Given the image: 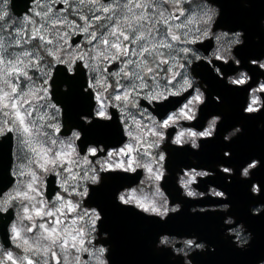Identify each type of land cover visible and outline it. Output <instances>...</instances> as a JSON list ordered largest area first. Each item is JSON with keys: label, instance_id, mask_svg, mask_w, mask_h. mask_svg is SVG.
<instances>
[{"label": "flooded vegetation", "instance_id": "1", "mask_svg": "<svg viewBox=\"0 0 264 264\" xmlns=\"http://www.w3.org/2000/svg\"><path fill=\"white\" fill-rule=\"evenodd\" d=\"M0 2H2V0ZM34 3H35V0L32 1V5L29 8V12H26L25 14L30 13V11L32 10L34 6ZM61 4H62V7L57 8L55 4H54V7L56 9H63L67 7L63 3ZM216 4L220 7V5L218 4V1L216 2H213L210 0L202 1L203 6H207L210 8V12H211L210 16H213V20L215 19L214 14L216 11ZM169 6L170 5L167 4L166 9H168ZM245 6L248 9L247 12L251 11V9H256V8L264 12V0H261L260 3H258L257 1L255 2V0H251V2H249ZM183 10L185 14L188 13L187 9L183 8ZM171 11H173V9H171ZM249 13L251 14V12ZM248 20L252 23L253 27L247 28L249 33H247V35L245 33V37H244L245 43L243 47H237L235 49L236 46L232 44V41L234 39V34L232 31H230V30L234 31V30L243 29V28H228V27L216 28V25L214 22L212 23L211 28L208 30V34L206 36H203L202 40H198L195 45H192L193 50L196 51L197 54H199L202 57L201 63H205V64H197L193 68V73L195 76L200 77L202 82H205L208 85V88L206 89L208 100H207V103L201 109L200 118L197 121V126L202 127L205 123V127H207L206 119L208 117H209L208 119H210L211 118L210 116L213 114L221 115L223 119L218 126L216 138L214 140L202 141L201 142L202 147L199 152H194L188 147L177 148V147L172 146L170 143H166L164 145L165 150L168 152L167 168L169 172L171 173L170 176H172L173 178H169V179L167 178V180L165 181V185H161V189L162 191H164L165 195H167V192H168V194L172 198L173 203L178 202V201L181 202L184 205L183 209L185 212L184 213V233L183 235L172 233L171 231L161 233L163 236L168 237L169 243L167 246L169 248H182L184 246L185 240L192 238L186 235H196L202 240H206L207 242L209 241L208 243L210 245L215 246V252L207 251L203 253L201 252L194 253L191 257V259L193 260V264H219V262L221 264H257V261L260 260L259 256H256L257 259L254 257L255 255L250 252V249L249 250L248 249L246 250L238 249L235 246V244L231 242V240L232 238L234 240L236 239V232H239L242 237L247 236V232L244 230L243 225L239 222L243 221L246 226V229L250 231V229H252L251 226L256 222H254L253 215H251L249 209L251 206H254L258 203H264L263 200H262L263 202L257 201L255 196L251 194L250 186H251L252 181L241 180L239 178L240 167L246 161H249L253 157L259 158L257 156L258 154L260 157L261 155H264V142H262L264 129L258 127V124L264 123V114L258 117V120H256V123L250 122L248 124L246 122V116L243 114L240 116V113H239L237 124H235L233 121V118L235 116L233 111H237L238 108H241L243 106L244 93L240 92L239 95H235L234 92H232L229 88H227L228 86L225 84L223 80L218 79L216 76L212 74L211 69L208 68V66L206 65L207 58L211 57L213 60V63H215L216 62L215 55L213 54L219 55L220 53L227 52V51H231L233 54L234 52H236V54L242 59L244 67L249 66L248 65L249 58L257 59L259 62V58L261 56H264V24L260 23V27L256 29L254 28L255 26H254L253 18H249ZM262 20H264V17ZM87 45H89L88 42H87ZM224 59H228V57L224 56L221 59V63H223ZM77 62H78V59L76 60V63L71 73L75 72V66ZM229 62L231 63L232 61H229ZM60 64H64V63H60ZM82 64L84 66V61H82ZM120 66L121 65L119 61L106 65L107 68L111 67L109 72H116L117 70H119ZM66 67L69 71V67L67 65ZM84 68L86 69L85 66ZM251 68L258 71V69L254 67H251ZM207 70H210L211 74L206 73ZM234 70L235 69L232 67L231 64H229L228 67L224 69L225 74L231 71H234ZM189 71L191 70L189 69ZM260 74L264 75V73H260ZM230 75L233 77V79H236L239 76V72L238 71L233 72V73H230ZM248 75H250V73ZM53 76L54 74L52 73V78ZM86 76H87L86 85L88 86L90 82H94L95 78L93 76V73L90 74L89 72H87V69H86ZM239 78L247 80L246 76L239 77ZM160 83L161 85H164V84H168L169 82L167 80H161ZM124 84L128 85L129 81H125ZM171 85H172L171 91L179 92L180 97H182L183 100L181 104H179L180 101L178 99H172L167 103L158 105L156 111L160 116H163L164 113L169 108H172L178 104L175 108L171 109L164 118L157 116V114L153 111L152 104H154L155 101H153L150 104L149 101L144 98L145 93L149 91V89L140 90L139 94L134 97L136 101V107H133L132 104L130 103L125 106L123 101H114L112 99V96L115 94V92L113 91L112 88L108 92H102V99L104 101V106H105V111H106V115L102 117L98 114L101 108V103L100 101H97L95 99L96 95L99 94L98 90H102V89L101 88H88V90L93 92L94 99L96 100V103L93 107V113L91 115H79V114L73 113L68 116L70 122L71 123L73 122L74 124H84L82 122L84 120H92L93 117H95V119L97 120H105L106 117L113 116V114H114V117L117 118V120L114 119L112 123L104 124V129H103L104 137L103 139H101L100 143H90L83 148L79 145V140L83 137L82 134H81L80 139H75V138L72 139L74 149H75L74 157H76L77 161L81 163L85 162L84 168L77 169L76 170L77 173L79 175H84L85 169H89L88 175H91L90 169L94 168L97 171H99L101 164H103L105 168L111 171L112 169H115L118 164L122 163L123 166L120 167V170H122L124 167H127L129 159H132L133 161H135L137 153L144 149H147L148 144L145 141L147 140L148 142H151L153 139L151 132H149V128L151 126L149 118L153 117L157 121L166 119L167 115H171L174 112H179L183 108V105L187 104V102L191 100L193 96L196 95V92L194 91L193 88L187 87L186 85L183 84L181 75L176 76V79L171 81ZM46 86L47 87L52 86L51 80H48V83ZM51 88L52 87H49L50 101L56 106V108L60 109V115L58 117V121H59L61 128L59 131V135L65 139L71 138L73 137L72 136L73 131L79 132L80 129L75 126L74 128H72L70 125L71 123H69L70 126L67 127V130H66L65 124H64L63 108L53 100L51 96ZM116 91H119V89L116 88ZM248 93H249V96H248L249 104L252 103L253 99L256 100V106L264 104V77L259 78L257 82L251 88L248 89ZM214 94L219 95L221 97V103H217L215 100H213ZM209 95H212V98H209ZM132 97L133 96H130L129 99L130 100L133 99ZM171 98L172 97L169 96V99ZM121 107L125 108V111L123 113L120 111ZM184 111H187V110L184 109ZM192 111L195 112V111H198V109L195 106H193ZM121 120L122 122L120 123V127H119L118 121H121ZM134 121H139L141 126L138 128L137 125L134 123ZM169 125L170 127L169 129L166 130V132L172 131L174 135H179L182 132H203L204 131L203 128L194 127L193 122L189 121L187 118H185V116L174 117V122H170ZM236 125H241L242 127H244V129H248L247 133H250V134L256 133L258 142L255 144L254 143L255 139L253 138H252L253 143H250L247 138L242 139L244 135L246 134V133H243L245 132L243 130V132L239 134L236 138H234L231 141V143H225L223 141V135L228 130L235 127ZM250 127H256L258 129V133L249 131ZM63 129L69 133L67 135L62 134ZM128 132H131L132 135L129 136L127 134ZM170 135L171 133H169V136ZM137 137H139V140H137ZM255 137L256 136H254V138ZM88 142H92V141H90L89 139L87 143ZM113 143L115 145H112ZM128 146H131L132 148L131 152L127 151ZM101 147H103L104 149L103 152L100 151ZM93 148L96 149V152L94 154L90 151V149H93ZM82 149L84 151H82ZM121 150H124L123 154H121ZM225 150L231 151L232 158L230 160L226 159L223 156V152ZM110 152L119 153V155H114L110 157L109 156ZM153 155H155L154 150H153ZM193 157L197 161L195 164H193V160H192ZM220 163L226 164L224 165V167H229L230 172L233 171L231 167L235 168L236 175L232 177L231 184L226 183V180H225V175H228V174L224 175L220 173L219 170L217 169V165ZM109 165L111 166L109 167ZM134 166L135 164H133V167ZM181 166L198 167L194 169L188 168L185 171H181L180 173H178L176 183L177 184L181 183V181L184 180V177L187 174L188 178L192 179L193 181L192 184L190 185L191 190L198 193L195 199H199V200L192 201V200H185L181 198L180 189L175 184V172L178 171ZM207 169L215 171L216 175L214 177H210L204 180H200L199 176H195V173L206 171ZM241 172H242V169H241ZM128 174L129 175L135 174L137 177H126L122 175H105L104 176V180L102 184L106 192V197L108 199L107 212L111 215V218L113 220H119L123 218L124 216L131 218V217H134L135 214L139 215L133 209L122 208L118 204H116L115 208H111V206L115 205L116 203L114 201V193L118 190L120 186H122L124 183H131V184L124 185V187L128 189H137L138 187H144V185L141 184V181L146 179L150 175L147 169H137L136 173H128ZM263 175H264V170L258 169L253 173V180L259 181V179ZM60 178L61 177H57L53 173H49L48 175L45 176L44 197L49 202V204L55 201L54 198L59 194L61 190ZM48 182H50L52 186L55 188L54 194L52 195L51 198H49L46 194ZM80 184L85 185L89 188H91L92 186L90 182L86 180H82ZM197 184L199 188H197ZM209 184H212V186L209 187L207 190V186ZM260 185H261V189L263 190L264 188L262 187V183H260ZM163 186L165 189L163 188ZM95 188L96 187L92 188V192ZM213 189H215L216 191H222V190H224L225 192L228 191L227 192L228 200L222 201L220 200L222 199V197H216V196H213V198L209 197L207 199H200L202 196L212 195ZM144 194H147V196H150L153 199L156 198L155 203H157L159 200V198L154 197L151 192H148L147 189H145ZM143 195L141 194L140 191H137V198ZM77 200L80 206L81 207L83 206V208L92 210V208L94 207V205H89L90 201L88 202V204H86V200H82L80 197H78ZM113 201L115 203H113ZM225 202L231 204L230 212H228L227 214L223 212H219V211L213 212L214 213L213 220L215 221L212 220V223H210L208 226L203 225L201 221V218H202L201 213H196L195 215L189 212V207L192 205H194V207H197V209L199 208L219 209L220 205H218V203H225ZM169 203L171 206L170 198H169ZM150 204L151 203H149L148 205L150 206ZM209 204H214V205H209ZM78 210H80L79 207H78ZM225 215H229V216H225ZM230 215L234 216L237 222L235 221L234 217H231ZM223 219H225V221H228L230 219L233 220V223L229 224L228 227L225 228V231L233 230L232 238L231 237L225 238L224 236ZM247 220H250V221H247ZM77 222L80 224L79 220H77ZM256 228H258V230H256ZM202 229L204 230L205 235L200 233ZM254 229L255 231L262 230L260 226L255 225V224L253 226V230ZM252 234L254 237V233ZM204 237H207L208 239ZM85 245L90 247L91 249H95L94 247L96 246H98V248L102 247L101 245H98V244L97 245L88 244L87 240H85ZM248 247H250V245ZM12 251L16 252L17 254L21 252V250L16 248L15 244L13 243L7 249V252H12ZM163 251L164 250H162V253ZM167 252H170V251L167 250ZM197 254H204V256L202 259H198L196 258ZM104 257H105V260L107 261V264H109L107 253H104ZM81 258L86 261L89 260L87 253L82 254ZM29 259H32L31 256L29 257ZM165 259L166 258L164 257H159L157 259H149L148 262L149 264H152L154 261H163ZM169 261L174 262V260L172 259V255H170V259L167 260L168 264H169ZM7 264H15V263L14 261L9 260ZM25 264H27V261L25 262Z\"/></svg>", "mask_w": 264, "mask_h": 264}, {"label": "clouds", "instance_id": "2", "mask_svg": "<svg viewBox=\"0 0 264 264\" xmlns=\"http://www.w3.org/2000/svg\"><path fill=\"white\" fill-rule=\"evenodd\" d=\"M146 3H148L150 6L156 7L152 4V0H145ZM185 2V0H165V3H168L172 6H174L175 3H179L180 6ZM241 2L245 3L247 5L251 0H241ZM156 10H160L158 7H156ZM221 9L216 4V11H215V19L213 20V16L207 15V13L203 14L199 18V25L198 28H193L190 26V24L187 21H183V23L186 25V27L181 28L180 34L182 37V42H175V49L173 50L172 54L173 56L177 57V63L183 65V67H179L177 69H182L183 72L180 73L182 77V82L184 84V81H187L188 84L187 87H191L196 92V95L192 97L191 100L187 102V104L183 105V108L179 112H174L171 115H167L166 119H162L160 121H157L155 118L150 117V128L154 129L157 135H152L153 139L151 142L145 141L148 144L147 149H144L137 153V156L135 158V161L132 159V164L129 166L127 164V167H124L122 170H120V167H117L115 169H112L109 171V169L105 168L103 164L100 165L99 171L96 169H90L91 175H85L83 177L84 180L89 181L92 185L91 188L80 185L81 190L74 189V193L76 196L80 197L82 200H88L92 193L93 187H99L104 180L105 175H122L126 177H137L135 174L129 175L128 173H136L137 169H147V171L150 173L149 177L141 181V184L144 185V187H138L137 189H128L125 188L124 185L131 184V183H124L122 186L118 188V190L115 192V202L122 208H131L136 213H139L140 215L149 218V219H158L160 223H167L170 216H173L175 214L180 213L183 210L184 205L181 202H172V198L167 192V195H165L164 191L161 189V185H164L167 178L171 175L167 168V162H168V152L165 150L164 145L166 143H170L172 146L177 148H185L188 147L194 152H199L202 147V141L207 140H214L216 138V133L218 131V126L221 123L223 117L221 115L213 114L211 115L210 119L207 120V127H205V123L202 127L197 126V121L200 118V112L202 107L207 103L208 96L206 89L208 88L207 83L202 82L200 77H197L193 73V68L197 64H205L201 63L202 57L197 54L196 51L193 50L192 47H189V45H195L198 40H202L203 36H206L208 34V30L211 28L212 23L214 22L216 25V22L220 16ZM261 24H264V20L261 21ZM234 34V39L232 41V44L235 45V49L237 47H243L245 43V32L243 29H237V30H230ZM187 48L188 51L185 52L183 49ZM215 55V63H213V60L211 57L207 58L206 65L208 68L211 69L212 74L216 76L218 79L223 80L225 84L229 87H232L240 92L244 93V101H243V107H242V114L245 116H256L261 113L262 110H264V104H261L259 106H256V104H249L248 101V89L252 87L253 84L257 82V80L261 77H264V75H256L255 82L253 81V74L249 71L248 68L243 66L242 59L234 52V54L231 51L220 53L219 55ZM227 56L228 59H224L223 63H221V59ZM54 63L52 67H55V63H57L53 59ZM229 61H232L231 63ZM183 62V63H182ZM95 63V61H93ZM231 64L232 67L235 69L234 71H231L227 74H225L224 69ZM248 65L250 67H254L258 69V73H264V56H261L259 58V62L257 59L249 58L248 59ZM91 70L92 68L89 67ZM189 69L191 71H189ZM42 72H44V69H40ZM239 72V76L236 79H233V77L230 75V73L233 72ZM71 67H69V73H71ZM46 73V79L45 81L48 83V80H54L52 79V70L49 69ZM250 73V75H248ZM68 77H75L77 73H72L71 76L68 73H65ZM247 77V80L240 79L239 77ZM97 78H99V74L97 75ZM165 80L164 77H161L157 82L156 87L150 86L145 93L144 98L149 101L151 104L153 101H155L154 104H152L153 111L157 114V116L164 118L166 114L173 108H175L177 105H175L172 108H169L163 116H160L156 109L158 105H162L164 103L169 102L172 99H178L180 101L179 104L182 103L183 98L180 97L179 92L171 91L172 85L171 83L161 85L160 81ZM237 80H243V83H235ZM11 83V77H9L6 73L0 72V92L8 91ZM241 85V87H235V85ZM53 87V83L52 86ZM48 87V92H49ZM54 88V87H53ZM88 88H90V83L87 87H83V92L85 94H89ZM202 89V90H201ZM246 90V91H245ZM61 91L67 92L68 91V84L61 85ZM91 95V94H90ZM197 95L200 96L199 101H195L194 97ZM136 95L134 94L133 97ZM169 96L172 98L169 99ZM49 97V95H48ZM180 97V98H178ZM213 100H215L217 103H221V97L219 95H213ZM132 104L133 107H136V101L135 99H129L128 101L124 102L125 106L127 104ZM51 106H55L54 104H49ZM185 105H188V111H190L192 115V119H188L189 121L193 122V126L196 128H203V132H195L197 133L196 136L189 135L190 132H182L183 136L174 135L172 131H167L169 129L170 125L168 127H163L164 121L168 120L170 117H183L184 115L182 112L185 109ZM252 106L255 110L254 111H248L249 106ZM193 106H195L198 111L193 112ZM56 107V106H55ZM52 108V107H51ZM120 111L123 113L125 111L124 107L120 108ZM2 112V110H0ZM57 115H60V109L56 108ZM116 119L113 116H108L105 118V120H97L95 117H93L92 120H84L82 121L85 126L92 125L94 122H98L100 124H110L113 122V120ZM6 120V119H4ZM3 122H0V128L4 129V131L0 132V142H2L6 137V133L8 132L7 129L10 127L8 124H5ZM117 120V119H116ZM121 121H118L119 127ZM174 122V121H173ZM259 128L264 129V123L258 124ZM74 128V127H72ZM79 128V127H78ZM80 129V128H79ZM18 132V131H16ZM243 132V127L241 125H236L235 127L228 130L223 135V141L225 143H231V141L236 138L239 134ZM22 136L24 135L22 132ZM55 131L51 134L47 132H42L39 134L37 138V142H48L50 145H54L55 141L52 140V136L55 135ZM128 132L127 134L129 136L131 135ZM169 133L171 135L169 136ZM200 133H209L207 135H200ZM81 134L84 136L83 131L80 129L79 132L73 131L72 136L75 139H80ZM180 136V141L177 142V137ZM82 140V139H81ZM20 144H24L25 141L23 138H20L19 140ZM90 143H96V142H88L86 145ZM150 145V146H149ZM34 148V147H33ZM33 148H31V151L34 155L28 157V166L30 170V176L31 179L29 181L21 180L17 185V194L15 197L16 203L13 204L11 199L5 200L2 204H0V213L3 215L0 216V225L4 224L5 219L7 218L6 227L4 229L3 239L5 242V234L7 235V242L9 238L11 237L12 243L15 244V246L21 250L19 254H17V264H25V262L29 259L31 256L34 264H89V261L95 260L97 252L100 254L107 253V258L109 259L110 254V245L103 243V241L109 240L110 234L107 231L101 232L100 224L103 220V213L101 212L100 208L98 206H95L92 208L91 212L85 211L83 213L84 217H87V226L84 225L80 226V229L84 232V240H87L88 244H98L101 245L98 250H93L91 248L85 247V243L81 246H78L77 248L68 247L67 249L62 247L61 239L52 240L48 233L45 231L44 228L41 227V225H45L47 227L56 226L55 225V219L57 213L60 212V210L64 207L65 202L61 200V197L57 195L54 199L55 201L59 202L57 207L49 208V202L43 197V189L45 187L44 181L45 176L49 173L55 174L57 177H61L63 174L58 172L57 169L61 166L60 161L56 159V153L49 158V153L53 151L52 147L49 146L48 148H45L41 146L39 149L35 148V151H33ZM103 147L100 148V151L103 152ZM153 150L155 151V155H153ZM42 151L47 152V157L49 158V161L55 160V163H45V160L40 153ZM111 154V155H110ZM119 155V153L110 152L109 156ZM223 156L226 159L232 158V153L230 150H225L223 152ZM19 158V157H18ZM193 164H195L197 161L193 157ZM251 161V162H249ZM249 161H246L241 167L239 171V178L241 180H250L251 186H250V192L253 196L259 197L261 195V185L258 180H253V173L260 169L261 167H264V164H262V161L259 158L253 157ZM133 164L135 166L133 167ZM31 165H35L36 169L32 170ZM43 165V166H42ZM224 163H220L217 165V169L222 174H228L225 175L226 183L231 184L232 183V177L236 175V170L234 167H231L233 171H229V167H224ZM246 165V166H245ZM20 167H24V165H20ZM188 168H198L194 166H188L184 167L181 166L178 171L175 172V184L180 189V196L182 199L185 200H199L195 199L197 197L198 193L191 190L190 185L192 184V179L188 178V175L186 174L184 177V180L181 181V183L177 184L176 179L178 173L181 171H185ZM201 168V167H200ZM206 169V168H205ZM242 169V172H241ZM227 170V171H226ZM19 175V173H17ZM216 175L215 171L207 169L206 171L197 172L195 173V176H199L200 180L208 179L210 177H214ZM11 179L12 176L10 175ZM159 177V178H157ZM29 185H32L31 188H29ZM37 186L39 190H37ZM61 187H64V184H60ZM212 184H209L207 186V190L209 187H211ZM123 188V190H122ZM164 188V186H163ZM197 188L198 184H197ZM218 188V187H216ZM55 189V188H54ZM145 189H147L148 192H151L154 197L159 198L157 203H151L150 206H147V210L144 207H141L140 204H144L141 202L140 199H137V191H140L143 195L145 193ZM165 189V188H164ZM220 189V188H219ZM65 191H68L67 188H64ZM206 190V191H207ZM19 193V195H18ZM219 193L220 195H217ZM213 196L216 197H222V201L228 200V193L224 190L222 191H216L213 189L212 195L209 196H202L200 199H207V198H213ZM169 198L171 201V206L169 203ZM145 199H150L148 196H145ZM198 205V204H197ZM214 205V204H209ZM220 205V208H199L194 207V205L189 207V212L191 214L196 213H206V212H223L228 213L231 210V204L230 203H218ZM15 211V219H13V212L10 211V209H13ZM37 209H43L41 215H36ZM155 209V211L153 210ZM27 210V211H26ZM251 215L253 216H259L261 213H264V203H258L254 206H251L249 209ZM9 212H11V218L9 219ZM49 213H52V215H49ZM229 216V215H225ZM231 217H234L230 215ZM36 217H40V222L36 221ZM44 218H48L49 224H46L44 222ZM95 220V223H92V220ZM235 221L237 222L236 218L234 217ZM27 220L30 223L24 224V221ZM11 221V223H10ZM233 223V220L225 221L223 219V232L225 238L231 237L232 238V231H225V228L228 227L229 224ZM243 225L244 230L247 232L246 237H242L239 232H236V239L234 240L232 238L231 242L235 244V246L238 249L245 250L250 245L251 241L253 240V234L252 232L248 231L246 229V226L243 221L239 222ZM23 225V227L19 228L20 236L17 237L14 229L18 230V226ZM59 228L63 230L65 226L61 223ZM192 237L191 239H187L184 242V246L182 248H169L167 245L169 243L168 237L163 236L162 234H159L158 239L156 241V248L157 249H164L169 250L172 254V259L176 260L177 258H180L182 260V264H193V260L191 259L192 255L197 252H207L212 251L215 252V246L210 245L206 240L200 239L196 235H186ZM25 241L28 243L25 244ZM199 241V242H197ZM47 249V251H45ZM74 250V252H73ZM11 253L8 252L7 255ZM55 253V256L52 254ZM87 253L89 260H83L82 254ZM5 255V252L0 246V264H7V261L3 259ZM13 255V253H11ZM190 257V259H189ZM104 264H107V261L104 262ZM257 264H264V259L257 261Z\"/></svg>", "mask_w": 264, "mask_h": 264}, {"label": "snow or ice", "instance_id": "3", "mask_svg": "<svg viewBox=\"0 0 264 264\" xmlns=\"http://www.w3.org/2000/svg\"><path fill=\"white\" fill-rule=\"evenodd\" d=\"M164 2L165 0H152V4L160 9L156 10V7L150 6L145 0H124V2L110 0L107 4L103 0H50L49 4L44 5L42 12L35 13L41 17L43 23L37 26L34 20L24 17L23 25L16 29L14 34H10L7 42L4 37L0 36V72L6 73L11 78L15 77L16 81H19L20 78L31 80L28 69H41V62L44 60V56L41 55V51H43L57 63H68L69 67L77 59L84 61L87 67L92 68V71L100 73L99 78L96 77L94 82H90V88H101L103 92H108L112 88L115 92L112 96L114 101L126 102L130 96L138 95L140 90L148 89L150 87L149 79L153 82L152 87L157 86L156 82L161 77L171 83L177 75H180L175 69L183 67L177 63V57L173 56L172 52L175 49V42L183 43L179 30L186 25L183 22L176 23L184 15L180 4L175 3L173 11L166 14L160 7ZM2 3L7 4V0H2ZM56 3H63L67 7L54 11L52 5ZM73 4H76L77 7L73 8ZM37 6H40L39 0ZM83 8H87L92 14L90 16L82 14ZM69 10L84 22L83 26L68 19L65 13ZM5 16H7V12L0 11V20H3ZM27 25H32V27L26 30ZM62 29H73L86 33L88 44L91 46L90 51H84L80 49L79 45H76L69 54V58L63 59L61 52L65 47H71L68 40L70 35L75 32L69 33ZM99 29H104V31H99ZM34 41L38 43L33 44ZM15 49H19V51ZM183 51L187 52L188 49L185 48ZM90 60L95 63H88ZM117 61L121 65L119 70L109 72L106 65ZM102 65L103 67H101ZM108 77L115 78V85L108 83ZM121 79L129 81V84L121 83ZM243 82V80L235 81V83ZM187 84L188 82L184 81V85ZM46 85V81L39 86L33 84L25 91L19 83L13 82L11 79L9 90L0 92V110L5 117L11 119L12 124V127H9L7 131L22 132L29 138L26 141L29 146H31V138L34 135L39 136L43 128H51L55 132L60 130L57 124L46 123L47 113L40 114L42 107L40 102L46 100L49 95ZM116 88L119 91H116ZM95 99L101 101L102 95L97 94ZM194 100L199 101L200 96L197 95ZM252 104H256L255 99ZM48 107L55 108L51 105ZM185 109L187 111H183L182 114L185 118L192 119L188 105H185ZM254 110L250 105L248 111ZM98 114L102 117L106 115L103 103ZM173 121L174 117H170L164 121L163 127H168ZM4 123L8 124L9 121L6 119ZM134 123L138 128L141 126L139 121H134ZM2 131L4 129L0 128V132ZM149 132L152 135H157L154 129H149ZM129 134L131 135V132ZM207 134L209 133H200V135ZM189 135L196 136L197 133L190 132ZM180 136H183V133ZM180 136L177 137V142L180 141ZM90 151L94 154L96 149L93 148ZM127 151H132L131 146L127 147ZM123 152L124 150H121V154ZM40 155L43 156L45 163L56 162L55 160L49 161L46 151H42ZM55 155L56 159L62 162L66 153L57 152ZM128 164L131 166V159L128 160ZM122 166V163L117 165V167ZM31 187L32 185H29V188ZM217 195L220 194L217 193ZM140 206L147 210L146 205L141 203ZM64 207L68 211H74L76 206L65 202ZM153 210L155 211V209ZM41 214L42 212L37 209L36 215ZM79 219H83V216ZM91 222L95 223V220L93 219ZM71 223L74 226L77 224V220L73 219ZM60 224L61 220L57 219L55 225ZM41 227L45 229L52 240L61 239L62 247L66 249L68 247L77 248L85 243L84 232L80 228L65 227L61 230L56 226L41 225ZM13 231L17 237L20 236L18 230L14 229ZM27 243L25 241V244ZM52 255L55 256V253ZM8 258L12 259L11 253L8 254ZM27 264H34V262L32 259H28Z\"/></svg>", "mask_w": 264, "mask_h": 264}, {"label": "water", "instance_id": "4", "mask_svg": "<svg viewBox=\"0 0 264 264\" xmlns=\"http://www.w3.org/2000/svg\"><path fill=\"white\" fill-rule=\"evenodd\" d=\"M32 1L33 0H11L10 3L11 10L18 17H22L25 12H29V8L32 5ZM210 1L213 2L218 1V4L220 5L221 8V15L217 20L216 28L218 27L243 28L247 35V33H249L247 28L253 27L252 23L248 20L249 18H253L254 26H255L254 28L258 29L260 27V23L264 17V12L261 11L260 9L258 8L251 9V11H249L251 12L250 14L249 12H247L248 9L244 5V3L241 2V0H210ZM256 1L260 3L261 0H255V2ZM55 6L59 8L62 7V4L56 3ZM82 35L83 33H80L77 36H73L71 43L76 44L77 42H79L81 40ZM246 68H248L249 71L253 74L254 82L257 74L262 75L258 73V71L251 68L250 66H246ZM110 69L111 67L108 68V71ZM65 73H68L70 76L72 74L69 73L66 65L55 63L54 77L52 78L54 80L53 81L51 80V84L53 83L54 88L52 87L51 93L55 102L61 105L63 108L65 128L67 130V127L71 125V127L75 126L82 129L84 136L81 138L82 140L80 139V141L83 147L86 146L87 140L89 139L92 142L100 143L101 139H103L104 137V133L102 131V128L104 129L103 126L104 124L94 122L92 125L85 126L84 124H74L73 122L71 123L68 118V116L73 112H76L79 115H91L93 113V106L95 102L93 100L92 91L88 90L89 94H85L83 92V87L87 86L86 85L87 76H86V69L82 64V61L78 60L75 66L74 73H77L75 77H68L66 76ZM206 73L211 74V71L207 70ZM63 84H68L67 92L61 91V85ZM235 87H241V85H236ZM227 88H229L232 92H234L235 95H239L240 93V91L232 87L228 86ZM209 98H212V95H209ZM242 107L238 108L237 111H233L235 115L233 121L235 124H237L239 113L240 116L242 115ZM263 114H264V110H262L259 115L246 116V122L248 124L250 122L256 123L258 117L262 116ZM69 123L71 124L69 125ZM243 130L245 131L243 133L246 134L242 139L247 138L250 143H253V139H255L254 140L255 144L258 142L256 133H251V134L247 133L248 129H244V127ZM249 131L258 133V129L256 127H250ZM6 135L7 137L2 142H0V195L4 191H6L14 182V176L11 173V168L13 163L14 134L13 132H7ZM254 136L256 137L254 138ZM262 142H264V133H263ZM257 156L262 161V164H264V155H261L260 157L258 154ZM260 169L264 170V167H261ZM10 175L12 176V179ZM169 178H173V177L170 176L168 177V179ZM259 181L260 183H262V187L264 188V175L259 179ZM53 193H54V187L50 182H48V196L52 197ZM255 198L257 201H262V200L264 201V189L261 191V195ZM89 201H90L89 205L98 206L101 212L103 213V220L100 224L101 232L107 231L111 234L109 240L103 241V243L109 244L111 246L110 254H109V259H110L109 264H137L138 262H139L138 264H142V263L148 264L149 262H145L144 258L149 260L154 258L157 259L159 257H164L166 259L163 261H154V264H168L167 260L170 259V255L172 254L170 252H167V250L157 249L155 246L156 241L158 239L159 234L163 232L171 231L172 233L183 235L184 220L181 219V213L173 215L171 218H169V221L167 223H160L158 219H149L139 214L136 215V218L132 220H123V219L114 220L113 226H111L110 224L113 219L111 218V215L107 212L108 199L106 197V192L103 188V184H101L99 187H96L93 190L91 197L86 201V204H88ZM114 201H115V193H114ZM113 206L114 205H112L111 208H113ZM10 211L13 212L12 209H10ZM210 213L211 212H206L202 214L201 221L204 226H208L210 223H212L214 214L213 213L210 214ZM2 215L3 214L0 213V216ZM8 218L9 219L11 218V212H9ZM179 219L181 222L179 221ZM253 220L254 222H256L254 224L260 226L262 230L255 231V229L253 230L254 224L251 226L252 229H250V231L254 233V237L250 244V247H248L247 249L248 250L250 249V252L255 255L254 256L255 258L256 256H259L260 260H262L264 259V232H263L264 213H261L259 216H253ZM6 223H7V218L5 219L4 224L0 225V239L3 245L5 247H8L10 246V238L7 242V235L5 234V242L3 239ZM167 224L168 227H166ZM256 230H258V228H256ZM200 233L205 235L203 229L200 231ZM204 238L208 239L207 237ZM162 250H164L163 253ZM258 252L261 254H259ZM203 256L204 254H197L196 258L202 259ZM169 264H182V260L180 258H177L176 260H174V262L169 261ZM219 264L221 263L219 262Z\"/></svg>", "mask_w": 264, "mask_h": 264}, {"label": "rangeland", "instance_id": "5", "mask_svg": "<svg viewBox=\"0 0 264 264\" xmlns=\"http://www.w3.org/2000/svg\"><path fill=\"white\" fill-rule=\"evenodd\" d=\"M202 1L203 0H185V2L181 5V7L187 9L188 13L187 14L184 13L185 15L180 17V20L176 21V23L187 21L190 24V26L193 28L200 27V25L198 23L199 18L205 13H207V15H211L210 8L207 6H203ZM37 2H38V0H35V3H34L32 10L30 11V13L25 14L24 17H29L30 19L34 20L36 22V25L38 26L39 24L43 23V21H42L41 17L37 16L35 13L36 12H42L44 10V5L49 4L50 0H39V4H40L39 7L37 6ZM103 2L107 4L110 1L103 0ZM121 2H124V0ZM167 4L168 3L164 2L160 5L161 9L164 10L166 12V14H167V12L171 11V9H173V6L170 4H169L170 6L168 7V9H166ZM52 7H53L54 11L60 10V9H56L54 7V5H52ZM76 7H77V5L73 4V8H76ZM201 9H202V11H201ZM0 11H6L7 12V16H5L3 20H0V36L4 37L5 42H7L8 38L10 37V34H14L15 30L19 29L23 25L24 17L23 18H17L11 12L10 0H7V4H3L2 2H0ZM82 14L90 16V14H92V13H90L87 8H83ZM65 15H67L69 20H73L78 25L83 26L84 22L81 21L79 19V17L76 14H74L71 10H69L67 13H65ZM189 21H191V22H189ZM31 27H32V25H27L26 30L30 29ZM62 30L68 31L69 33H72L74 31L75 34L80 32L78 30H73V29H62ZM99 31H104V29H99ZM75 34H71L70 38L68 40V44L71 47H65L61 52V56L63 59L67 60L69 58V54L72 52V50L75 48L76 45H79L80 49H82L84 51H90L91 46L87 45L88 36L86 33H85L84 39L79 44H75V45L71 44L70 39ZM37 43L38 42H36V41L33 42V44H37ZM189 47H192V45H189ZM15 50L19 51V49H15ZM41 55L44 56V60L41 62V68L44 69V72H42L40 69L30 68V69H28V73H29V76L31 77V80H25L24 78H20L19 81H16L15 77L11 78L13 80V82L19 83L20 86L25 91H27L28 88L32 87L33 84H35L37 86L42 85L46 79V76L44 75V73L47 72L49 69H51L52 73H53V69H54L52 67L53 58L47 56L45 53H43V51H41ZM75 63H76V61H75ZM75 63L71 64V70L73 69ZM88 63H93V61L90 60V61H88ZM64 64H66L69 67L68 63H64ZM84 66L86 67L87 72H89L90 74L93 73L94 78H96L98 74L100 75V73L94 72L89 67H87L85 62H84ZM175 71H178L179 73L183 72L182 69H175ZM44 77H45V79H44ZM125 81L126 80L121 79V83L124 84ZM108 83L115 85V78L108 77ZM148 83L151 86L153 82L151 79H149ZM143 90H145V89H143ZM98 91H99V94L102 95L103 90H98ZM132 98H134V97H132ZM100 103L104 104L103 99L100 101ZM40 104L42 105V107L40 108V114H44V113L48 114V118L46 120V123L57 124L59 126V129H60L61 127H60V124L58 121L59 115H57V113H56V107L55 108L48 107L49 104H53L50 101V95L46 100L41 101ZM25 107H27V105H25ZM5 111H7V110H5ZM34 117H35V112H34ZM4 119H7L9 121L8 126L12 127L11 119L9 117H5L3 115V112H0V122H3ZM12 132L14 133V136H15L14 150H13L14 151V163H13V167H12V173L16 176V182L7 192H5L3 194L2 197H0V204H2L5 200H8V199H11L12 203L15 204L16 203L15 197L17 194L18 183L21 180L29 181L31 179L30 170H29V166H28V157L34 155L31 151V148L34 147V148L39 149L41 146H43L45 148H48L49 146H51L53 151L51 152L52 154L51 153L48 154L49 158H51L57 152L66 153L63 161L60 162L61 166L57 169L58 172L63 174L60 178V184L61 183L64 184V187H61V190H60L58 195L61 197V200L63 202H70L72 205L76 206L74 211H68V209L66 207L62 208L60 210V212L57 213L56 217H54L53 219H55V220L60 219L61 223L65 227H69V228H80L81 225H84L86 227L87 226V217H84L83 213L85 211L91 212V209H86V208H83V206L82 207L80 206V204L77 200L78 196L75 195L73 190L74 189L81 190L80 189V185H81L80 183L82 180H84L83 177L85 175H88L89 169H85L84 175H79L77 173V171H76L77 169L84 168L85 162L81 163V162L77 161L76 157H74L75 149H74V145L72 142L73 137L65 139L59 135V132H56L55 135L52 136V140L55 141V144L50 145L48 142L38 143L37 142L38 136L34 135L31 138V141H32L31 146H29V144L26 143V141L29 139L28 137H26L25 135L22 136L21 133H18L15 130H13ZM42 132H47V133L51 134L53 132V129L43 128ZM20 138H23V140L25 141L24 144L19 143ZM69 145H70V147H69ZM73 149H74V151H73ZM20 165H24V167H20ZM31 169L35 170L36 166L31 165ZM17 173H19V175H17ZM64 188H67L68 191H65ZM37 190H39L38 186H37ZM42 194L44 197V189H43ZM145 196H147V194H144L143 196L138 197L137 199H140L141 202L145 203L146 206H149L148 205L149 203H155L156 198L153 199L152 197L148 196L150 199H145ZM58 204H59V202L54 201L53 203L49 204V208L57 207ZM78 207L80 208V210H78ZM40 210L43 211V209H40ZM81 216H83V219H79V217H81ZM73 219L79 220L80 224L77 222V224L73 226L71 223ZM36 221L40 222V217H36ZM44 222L46 224L50 223L48 218H44ZM29 223L30 222L27 220L24 221V224H29ZM59 226L60 225H57L58 228H59ZM21 227H23V225L18 226V231H19V228H21ZM0 246H2V248L5 252L3 259L6 260L7 262L9 260L14 261V263L17 264V253L12 251L11 252V253H13L12 259H9L8 255H7V253H8L7 249L2 245L1 241H0ZM85 247H88V246L85 245ZM88 248H90V247H88ZM94 248L95 249H93V250L99 249L98 246H96ZM73 252H74V250H73ZM105 261L106 260L104 257V253L100 254L99 252H97L95 260L89 261V264H104Z\"/></svg>", "mask_w": 264, "mask_h": 264}, {"label": "bare ground", "instance_id": "6", "mask_svg": "<svg viewBox=\"0 0 264 264\" xmlns=\"http://www.w3.org/2000/svg\"><path fill=\"white\" fill-rule=\"evenodd\" d=\"M91 15V14H90Z\"/></svg>", "mask_w": 264, "mask_h": 264}]
</instances>
